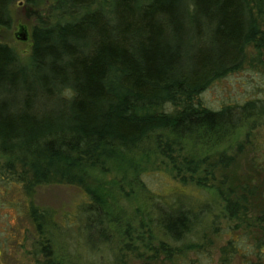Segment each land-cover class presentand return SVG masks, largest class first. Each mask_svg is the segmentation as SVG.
I'll return each mask as SVG.
<instances>
[{"label":"trees","instance_id":"trees-1","mask_svg":"<svg viewBox=\"0 0 264 264\" xmlns=\"http://www.w3.org/2000/svg\"><path fill=\"white\" fill-rule=\"evenodd\" d=\"M14 1L23 2L32 21L31 52L25 65L0 43V181L33 191L59 171L65 184L82 186L90 203L81 208L86 240L79 239V246L87 242L88 228L96 242L112 238L113 225L121 228L110 214L121 210L115 203L128 194L118 198L112 189L121 188L127 172L129 187L140 185L137 169L145 157L165 156L174 167L179 155H173L174 147L183 151L181 143L191 142L190 148L199 141L218 143L264 119V96L218 110L199 99L213 82L242 68L247 47L264 76L261 0H0V27L10 25L8 8ZM224 157L221 164L231 159ZM189 161L193 166L171 167L179 183L214 188L207 180L212 182L215 164L202 169L200 159ZM249 164L256 181L238 192L226 181L216 186L225 192L220 214L228 224L220 233L229 237L219 249L218 264H233L237 256L241 264H264V207L253 211L249 203L255 197L264 205V154L256 152ZM111 165L120 176L104 190L83 186L92 172H107ZM212 207L214 201L205 198L188 206L153 203L133 219L140 218L142 227L155 221L159 238L150 228L145 240L143 233L133 238L131 226V234L124 229L112 239L131 241L124 249L138 258L160 251L170 264H187L182 253L192 244L184 240L201 221L199 215L205 218ZM28 215L42 234L40 225L50 214L29 208ZM135 238L140 240L133 244ZM46 249V262L39 264H65ZM197 253L212 262L209 252Z\"/></svg>","mask_w":264,"mask_h":264},{"label":"rangeland","instance_id":"rangeland-1","mask_svg":"<svg viewBox=\"0 0 264 264\" xmlns=\"http://www.w3.org/2000/svg\"><path fill=\"white\" fill-rule=\"evenodd\" d=\"M41 1L45 3V0ZM261 1L260 7L264 10V0ZM8 11L11 22L8 27H0V43L12 48L21 63L26 65L29 62L31 52L30 31L32 21L25 17L22 1H14L9 6ZM263 13H257L260 22V15ZM21 33L26 35V39L22 40L18 37V34ZM253 55V49L247 47L246 62L242 68L213 82L199 96L200 101L206 107L218 110L222 105L243 103L248 99L264 96L262 67L256 66L251 61L250 58ZM262 59L264 60V53ZM231 134L218 143L217 140L213 139L207 142L199 141L198 145L192 148L189 145L192 146L193 144L186 141L180 144L183 148L181 152H178V147H174L175 153L173 155L179 154L174 167L165 156H161L159 159L156 155L145 157L137 169L140 174L138 178L140 185L130 188L131 186L129 187L128 184L132 176L127 172V180L121 182V188L114 187L112 189L114 194H119L118 198L122 194L126 196V193L128 196L127 200L115 203V207H121V210L118 211L119 214L116 213L119 209L113 210L110 216L118 217L122 226L116 228L113 225L109 231L107 230L108 235L116 238L115 235L125 232L124 229H130L129 234H131L132 226L133 238L137 235L136 233H143L145 240L148 237L146 231H149V228L155 237L159 238L161 234L153 224L155 221H151L152 223L142 227L140 226V218H133L148 211L153 203L158 204L165 201L172 206L182 204L188 206L196 203L199 198H205L207 202L214 201L216 208L212 207L211 214L205 218L202 214L199 215V218H202L201 221L193 225L190 235L184 240L185 245L192 244V247L184 249L182 256H186L184 259L187 260V264L190 263L188 260H193V264H218L219 249L226 244L229 237L220 233L227 232L228 224L220 214V205H223L224 202L222 196L225 192L222 194L216 186L218 182L226 181L229 187L238 192L243 184H251L257 180V173L250 166L249 159L253 158L256 152L264 154V147L260 151L256 150L258 145L264 146V119L255 124H250V126L242 127L235 134ZM222 155L231 158L230 161L227 159L224 164H221L225 161V157ZM192 156L196 160H201L202 169L209 168L210 163L215 164L210 177L212 182L207 180V186L214 183V188L209 189L212 186L199 188L192 186V184L181 185L179 180L173 176L172 168L184 169L186 163L193 166V162L189 161ZM126 170L129 171V169ZM77 173L78 170H75L73 175ZM118 176H120V171L117 166L111 165L107 172H92L85 179L83 186H91V188L102 186L104 190ZM27 188L21 184H14L13 182L6 184L0 181L2 264H33L34 262L30 254L34 253V245L43 241L38 237L35 225L29 219V208L37 212L43 210L48 215L50 214L47 222L40 225L42 234L39 233L52 240L54 244L52 251L61 255L65 264H170L160 251L152 258V251L141 258L136 257V253L124 249L125 244H131V241L124 243L115 240L114 242L113 237H106L107 240L96 242L93 240L95 235L90 228L87 230V242L85 245L79 246V239L86 240L85 231L80 232L82 220H84L81 216V208L88 205L90 199L82 186L65 184L59 176V171L51 174L46 184L36 187L33 191L27 190ZM131 189L135 191L134 194L129 192ZM249 203L253 211L263 210L264 205L257 198H250ZM144 209L146 210L144 211ZM148 217L150 218L149 214ZM138 240L140 239H133V244ZM118 243L119 245H117ZM153 246L158 248L156 240ZM202 250L211 254V263L208 256H204L206 253H197ZM241 263L242 258L239 256L233 261V264Z\"/></svg>","mask_w":264,"mask_h":264},{"label":"flooded vegetation","instance_id":"flooded-vegetation-1","mask_svg":"<svg viewBox=\"0 0 264 264\" xmlns=\"http://www.w3.org/2000/svg\"><path fill=\"white\" fill-rule=\"evenodd\" d=\"M43 211V210H42ZM40 211V212H42ZM30 219V218H29ZM33 224V223H32ZM34 225V224H33ZM36 228V227H35ZM37 231V230H36ZM38 232V231H37ZM38 237H40L42 239V243H36L34 246H35V250H34V253H31L30 256H32L33 258V264H39V263H45L46 262V259L42 256V252H43V248L46 247L47 249L45 251H48L49 249L52 251V248L54 247V244L52 242V240L50 238H46L44 237V235H41L39 232H38ZM49 247V248H48ZM0 251H1V255H0V264L1 263V260H2V257H3V250L2 248L0 247ZM54 252V251H52Z\"/></svg>","mask_w":264,"mask_h":264},{"label":"water","instance_id":"water-1","mask_svg":"<svg viewBox=\"0 0 264 264\" xmlns=\"http://www.w3.org/2000/svg\"><path fill=\"white\" fill-rule=\"evenodd\" d=\"M18 37H20L22 40L26 39V35L23 33L18 34ZM0 255H1V251H0Z\"/></svg>","mask_w":264,"mask_h":264}]
</instances>
